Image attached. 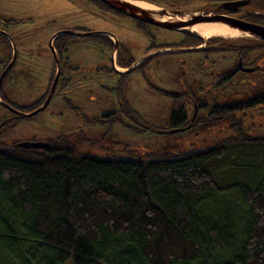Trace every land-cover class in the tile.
<instances>
[{
	"label": "trees",
	"instance_id": "trees-1",
	"mask_svg": "<svg viewBox=\"0 0 264 264\" xmlns=\"http://www.w3.org/2000/svg\"><path fill=\"white\" fill-rule=\"evenodd\" d=\"M52 80L17 109L40 106ZM188 123L179 108L166 130ZM230 129L208 148L134 158L76 155L64 135L0 148V264H264V138Z\"/></svg>",
	"mask_w": 264,
	"mask_h": 264
},
{
	"label": "rangeland",
	"instance_id": "rangeland-1",
	"mask_svg": "<svg viewBox=\"0 0 264 264\" xmlns=\"http://www.w3.org/2000/svg\"><path fill=\"white\" fill-rule=\"evenodd\" d=\"M110 15H99L84 0H0V31L14 53L0 85V148L64 135L74 143L76 155L174 154L211 147L232 134V123L248 137L264 138V103L216 116L211 113L214 106L195 109L189 96L213 104L244 103L264 95V70L217 84L236 50L176 51L191 47L170 45L182 41L179 32L151 28L150 38L136 31L131 19ZM74 29L103 34L82 36ZM64 30L74 34H57L49 42ZM10 57V48L0 42V75ZM116 65L124 70L117 71ZM261 65L264 69V57ZM57 70L47 105L32 116H20L26 112L17 107L24 110L38 102ZM179 108L191 126L164 131L170 114ZM9 118L6 127L3 122Z\"/></svg>",
	"mask_w": 264,
	"mask_h": 264
},
{
	"label": "flooded vegetation",
	"instance_id": "flooded-vegetation-1",
	"mask_svg": "<svg viewBox=\"0 0 264 264\" xmlns=\"http://www.w3.org/2000/svg\"><path fill=\"white\" fill-rule=\"evenodd\" d=\"M228 1H236V0H209L203 3H198L193 0L190 2L183 3V4L174 5L172 8L162 7L154 3H150V4L154 5L156 10L167 9L169 11H178L176 15L170 16L169 19H175V20L186 22L197 15L224 16L228 18L229 21H233V23H237V25L240 24V22H245V23L259 25V26L264 27V0H249V2L246 5L237 7L236 10H226L222 8H219V9L217 8V6L220 3L228 2ZM84 2H86L90 6H93L95 10L99 13V15L103 16L106 14L110 15V14L115 13V14L131 19L134 23L133 24L134 29L136 31H140L142 33L147 34L150 38L154 37L153 31L151 28L164 29L161 27H157L151 24L144 23L136 19H132L117 11L116 13L114 12V10L112 11V9L109 10L110 8H108L106 5H104L99 0H84ZM184 28L185 27H181L179 29L174 30L182 34V41H180L179 44L176 42L171 43L170 44L171 46L172 45L191 46V47H185V48L201 46L200 49H204L207 52L208 51L215 52V51H221V50H228V51L236 50L237 51L234 61H232L229 65L226 64L224 66V68H226L225 71L220 72L221 80L217 84H222L224 82L223 80H230L238 75H243V74L256 72V71L261 72L264 70L263 66L261 65V58L264 57V38H261L257 35L247 33V32L244 34L230 36V37H222V36L203 37L196 31H191V30L189 31V29H184ZM74 30L81 31L79 33H90L94 36H101L103 34V33H99V31L87 32V30H77V29H74ZM66 31L68 33H65ZM69 32H73V31H69V30L59 31L58 33H55L54 36H56L57 34H59L58 36H61V37L72 35ZM105 36L110 40V42L113 41V38L110 35L109 36L105 35ZM53 37L51 36L50 39H52ZM251 41H254V43H252ZM0 42L5 43L10 48V54H11V57L9 59V63H10V61L12 60V57L14 56V53L11 49L10 39L6 38L4 33H2L1 31H0ZM113 42H115L114 45L116 46L117 41L115 40ZM186 43H196V44L186 45ZM181 49L183 48H176L175 50L181 51ZM114 50L112 52L113 56L115 55ZM13 63H14V58H13V62L10 65V68L12 67ZM56 63L58 64L57 59H56ZM9 69L7 70V72L9 71ZM115 69H116V66H115ZM185 90L189 93H193L192 89L189 87H186ZM196 90L200 91L202 90V88L198 87V89ZM165 94L171 97H178L181 95V93H177V92H165ZM189 96L191 98V102H192L191 104L194 106L195 109L199 107H204L207 105H210V106L223 105V104H218V103L216 104L207 103L205 100H202V99L197 100L196 97H194L193 95H189ZM1 103L3 104V102ZM189 123L192 124V122H189Z\"/></svg>",
	"mask_w": 264,
	"mask_h": 264
},
{
	"label": "water",
	"instance_id": "water-1",
	"mask_svg": "<svg viewBox=\"0 0 264 264\" xmlns=\"http://www.w3.org/2000/svg\"><path fill=\"white\" fill-rule=\"evenodd\" d=\"M99 1L102 2L104 5H106L108 8L114 11H117L123 15H126L132 19H136L144 23L151 24L157 27L168 29V30H176V29H179L181 27H186V26L190 27L196 23H201V22H214V23L224 24L230 28L237 29L238 31L243 32V33L247 32V33L257 35L261 38H264V27L259 26V25L245 23V22H240V24L237 25V23H233V21H229L228 18L224 16L197 15L186 22L175 20V19L164 20V18H169L170 16L176 15L178 11H169L167 9L156 10L152 4L145 2V1H141V0H99ZM132 1H140L143 3H147L149 5H152L154 10L153 11L146 10L132 3ZM248 2L249 0H236V1L222 2L217 6V8L218 9L222 8L226 10H236L237 7L246 5ZM65 33H68V32L66 31ZM69 33L74 34V32H69ZM78 34L85 36V35H89L90 33H78ZM53 36L54 35H52V37ZM199 49L200 47H192V48H183L181 49V51H197ZM13 58L14 56L12 57V60L6 66V68L2 71L0 75V85H1L3 76L5 75L7 70L10 68L11 63L13 62ZM57 78H58V70L56 71L53 77V80L51 82V85L48 89V92L46 94V97L40 106H38L37 108H35L34 110L30 112L18 113V114L20 116H32L36 114L38 111L42 110L47 105V103L49 102L51 98V95L54 91V88L57 82ZM190 126H191V123L183 127L171 128V129L164 130V131L168 133H173V132H177V131L189 128ZM17 146L41 149L43 147V143L41 141H25V142L18 143Z\"/></svg>",
	"mask_w": 264,
	"mask_h": 264
},
{
	"label": "bare ground",
	"instance_id": "bare-ground-1",
	"mask_svg": "<svg viewBox=\"0 0 264 264\" xmlns=\"http://www.w3.org/2000/svg\"><path fill=\"white\" fill-rule=\"evenodd\" d=\"M132 3L149 11L154 10V8L147 3H143L140 1H132ZM166 19L168 18H164V20ZM185 28H189L191 31H196L203 37H211V36L230 37V36H236L238 34H244L243 32H240L237 29H233L224 24L214 23V22L196 23L190 27L186 26Z\"/></svg>",
	"mask_w": 264,
	"mask_h": 264
},
{
	"label": "crops",
	"instance_id": "crops-1",
	"mask_svg": "<svg viewBox=\"0 0 264 264\" xmlns=\"http://www.w3.org/2000/svg\"><path fill=\"white\" fill-rule=\"evenodd\" d=\"M116 69H118L119 71H122V70H124V68H123V67H119V66H117V65H116Z\"/></svg>",
	"mask_w": 264,
	"mask_h": 264
}]
</instances>
